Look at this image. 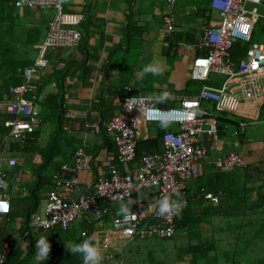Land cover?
Segmentation results:
<instances>
[{
  "label": "built area",
  "instance_id": "built-area-1",
  "mask_svg": "<svg viewBox=\"0 0 264 264\" xmlns=\"http://www.w3.org/2000/svg\"><path fill=\"white\" fill-rule=\"evenodd\" d=\"M12 2L18 9L54 10L45 38L36 48L37 56L33 66L23 70L22 84L11 87L9 97L6 96L1 103L11 116L2 124L8 130L6 138L25 146L29 139L33 140L31 136L35 132V126L40 123L35 78L47 68L46 52L56 48L76 49L81 43L82 35L72 26L82 22L83 17L69 18L64 9V0ZM173 7L174 0H171L170 13L162 19L165 37L175 31V20L171 14ZM209 7L216 13L219 21L202 27L196 47L205 51V54L193 60L191 78L208 82L212 75L224 76L221 85L214 87L205 84L196 99L182 100L173 107H161L144 96L129 97L123 101L121 112L103 125L85 124L84 129H90L94 134L103 133L111 138L116 150V165H110L107 174L99 177L89 191L83 192L79 177L91 168L94 158L83 149L75 150L72 163L61 164L52 174L51 189L41 194L38 209L29 222L32 234L41 229L65 231L85 216L93 223H100L113 204L131 200L137 205V210L129 217H112L113 235L128 241L172 239L175 236L176 215H157V201L164 196L174 201L179 199L180 211L184 209L188 203L187 184L201 176L203 161L209 154V149L201 142L202 136L207 135L215 143L219 141L217 124L214 120H209L213 115H209L202 103H211L219 113H234L238 109L239 114L247 115L259 110L264 102V43L253 41L255 26L264 22V0H209ZM235 45L242 47L243 55L234 60L231 50ZM29 93L33 94L32 98L26 97ZM145 109L147 111L143 114ZM156 109L170 110L173 113L171 125L176 126V130L166 131L161 136L158 152L146 153L137 158V133L140 124H159ZM76 119V114L67 113L62 130L67 131ZM243 128L244 124L240 123L239 131H243ZM212 165L216 170H230L244 167L246 162L238 153L230 151L216 157ZM16 166V159L0 155V181L7 185H0V202L7 205L6 212L0 211V228L3 218L10 214L11 209V195L8 191L12 184H9L7 172ZM15 182H19V177L12 180V183ZM11 189L18 190L22 195L27 193L24 189ZM150 189L156 191L157 199L156 203L150 204L154 210L149 216L151 221L145 224L144 205L133 196ZM177 192L182 196L178 198ZM206 199L215 205L219 202L212 194H207ZM82 235L86 234L83 232ZM11 250L10 243L2 244L0 264L6 263ZM104 257V261L108 262L111 254L106 252Z\"/></svg>",
  "mask_w": 264,
  "mask_h": 264
},
{
  "label": "crops",
  "instance_id": "crops-1",
  "mask_svg": "<svg viewBox=\"0 0 264 264\" xmlns=\"http://www.w3.org/2000/svg\"><path fill=\"white\" fill-rule=\"evenodd\" d=\"M170 1L64 0V9L69 18L83 17L82 22L72 26L81 32V43L76 49H49L46 52L47 68L42 75H37L35 80L40 87L41 102H45L49 95L62 97L65 114L61 119V130L67 113L77 115L76 121L69 126V129L62 130L63 138L60 141L55 140L64 161L52 163L53 158L51 163L55 165V172L61 164L72 163V155L77 149H83L85 153L92 155L94 161L91 168L79 177L83 192L89 191L99 177L106 175L110 165H116V150L111 138L103 133L94 134L90 129H84L85 124L103 125L111 117L121 112L123 101L133 96L132 94L148 97L153 93L158 95L167 91L168 98L163 104L157 105L173 107L182 100L196 99L204 84L214 87L221 85L222 79L220 78L211 77L208 82H199L190 79L191 75L189 76L193 60L204 53L203 50L196 47L202 27L215 22L210 13L213 11L209 7V2L206 7H201L195 6L191 2L187 5V2L182 0L181 6L178 8L176 7L177 1L174 0L172 13L177 10L180 20L179 22L175 21V31L170 36L165 37L164 34L163 37L162 33L165 29L162 19L168 14ZM197 4L202 5V2ZM16 12V33L13 38L17 41L21 39L19 46L27 50L30 47L22 44L25 42L26 32L28 29L37 30L39 42L33 45L36 50L45 38L54 10L52 8L18 9ZM182 13L183 15L180 16ZM16 46H18V42ZM36 56L37 54L35 57H31L35 59ZM153 64H158L162 68L161 75L142 74L144 66ZM1 103L2 101H0V128L2 129L3 122L10 119L11 116L6 113L5 107ZM202 107L209 112V115H213L212 118L207 119L214 120L218 126L217 117L221 114L232 121L235 120L228 118L226 114L237 115V117H252L253 115L252 112L241 115L238 109L234 113H219L209 102H203ZM47 112L46 117L49 112L52 113L48 110ZM256 118L258 119V117ZM229 129L230 127L220 129L219 136H224L225 131ZM170 130L175 131L176 127L170 125L167 129H161L156 123H141L137 133V142L155 141L158 144L161 134ZM51 133L53 135V132ZM0 137V155L6 151V154L2 156H9L17 161V166L7 172L9 184L11 183L13 188L24 189L27 192V187L32 185L37 167L42 164L45 150L49 146L46 147L47 143L45 145L38 143L37 137L30 145L31 148L23 151H10L8 149H11L10 145L14 144L13 141L8 139V145L5 144V141L3 142L4 147L1 145L3 138L7 137L5 130L0 133ZM201 142L209 149L210 154V157L208 154L206 160L203 161L201 175L207 170L205 166L212 165V161L216 157L233 151L226 148L229 141L223 143L219 140L215 143L210 137L204 135ZM254 143L255 141L248 139L246 143L242 144H250L245 155L248 165L258 160L253 151L256 148ZM154 152H156L155 149L144 150L142 155ZM26 164H31V167H25ZM16 177H19V182L12 183ZM199 182L195 179L187 184L186 199L190 203V209L194 212V210L205 207L212 209L218 207L219 202L215 205L207 200V194L203 200H200L197 192L203 190L199 189L202 185ZM135 199H139L144 205L146 219L144 223L147 224L151 221L149 216L154 210L150 204L156 203V191L154 189L142 191L135 196ZM121 204L124 203L111 206L107 216L100 223H93L89 217L85 216L74 222L72 226L79 228L80 225H86L87 222L90 224V238L103 255L106 252L111 254L110 261H103V264H117L115 259L119 261L118 264H141L145 261L142 258L146 256L153 259L156 250L149 248V245L135 246L127 256L124 253V242H140L149 239L128 241L121 240L112 234L111 219L120 215L118 209ZM129 206L132 212L137 210L134 201ZM225 221L220 217H212L210 221L200 226L201 236L207 237L202 232L203 228L213 229L215 226L219 227V222L222 226V222L225 223ZM180 231L179 234L184 236L183 240L189 244L187 233ZM106 235L109 237H105ZM182 258V256L178 257L180 261L191 263L188 255Z\"/></svg>",
  "mask_w": 264,
  "mask_h": 264
},
{
  "label": "trees",
  "instance_id": "trees-1",
  "mask_svg": "<svg viewBox=\"0 0 264 264\" xmlns=\"http://www.w3.org/2000/svg\"><path fill=\"white\" fill-rule=\"evenodd\" d=\"M18 8L15 7L11 0H0V101H3L9 97L8 92L11 87L21 85L23 82V70L27 67H31L34 64V58L28 53L21 52L17 49L21 39L15 40L14 35L16 33V14ZM25 42L22 43L25 46L30 47L26 50L32 52L36 50L34 44L39 42V34L35 29H28L25 36ZM18 42V46L17 45ZM205 54V51L204 53ZM233 59L240 58L243 55V49L240 45H235L231 50ZM36 82V80H35ZM37 92L35 93L36 102L39 106V120L47 121V118L52 116L56 117L59 126L61 125L63 112V101L60 95L51 96L46 98L45 102L40 100V87L37 82ZM27 98H32L33 94L26 95ZM49 112L46 117V112ZM43 111V112H42ZM45 113V114H44ZM48 113V112H47ZM50 115V116H49ZM221 114L217 117L219 123L218 134L221 133L220 129H226L232 126H236L239 131L240 123L236 121L228 120ZM264 117V102L261 104L258 110V121H263ZM8 133V130L2 127ZM61 130V126H60ZM236 130V131H237ZM236 131L232 134L240 138L242 144L248 141L245 137L244 130ZM165 133V132H164ZM162 133L161 136L164 134ZM158 144L155 141H139L136 145V155L140 158L142 151L155 149L156 152L160 150V138ZM33 140H28L25 146L21 143H14L10 145V151L17 150L23 151L31 148L30 145L38 137L37 130L32 134ZM1 141V145L4 147V140ZM54 142L45 150V157L42 164L37 167V173L34 174L32 185L27 187L26 197H11L10 214L7 215L4 220H18L19 233L21 241L18 245H11L12 250L8 255L5 264H37L34 259L36 240L40 237H47L51 245L50 256L48 261H44L43 264H83V259L79 254L72 255L66 248L67 245L72 243H78L84 239L90 238V224L80 225L79 228L70 226L67 230L53 229L44 230L41 229L37 233L32 234L29 229V222L32 214L36 212L41 201V194L52 187V178L46 176L44 172L48 166L52 163L53 158L61 154L60 148L57 143ZM264 142V141H263ZM264 149V144L263 148ZM154 152V153H156ZM264 152V151H263ZM264 161L258 160L251 165L244 167H237L230 170H216L213 165L208 164L205 166L207 169L203 175L197 180L199 184H202L197 192L200 200L204 199L205 194H212L219 199V206L212 209L205 207L202 209L194 210L190 209V203L176 215L175 224L177 230H182L187 233L189 241L195 244L187 246L186 253L191 259L190 264H199L204 259L207 264H217L216 241L209 240L207 237L201 236V225L210 221L212 217H220L226 220L222 222V227L219 230H227L231 233V229L234 228L235 222H240L236 227L238 230H244V234L238 233L236 241L243 238L245 240V248H260L261 242H264V169L262 167ZM57 168L56 170H58ZM257 174L260 178L259 185L255 187L248 186V178L252 174ZM189 202V201H188ZM243 222V223H242ZM0 228V232L2 231ZM86 235L83 236L82 233ZM209 240V241H208ZM235 241V244H236ZM4 242H8L6 238L0 236V247ZM9 243V242H8ZM264 245V244H263ZM257 246V247H256ZM235 247V246H233ZM215 253V254H214ZM211 254H214L213 259L209 258ZM238 252L233 254L234 261L239 256ZM242 256V254L240 253ZM236 264V263H235ZM249 264H264V254L259 258L253 257V260Z\"/></svg>",
  "mask_w": 264,
  "mask_h": 264
},
{
  "label": "rangeland",
  "instance_id": "rangeland-1",
  "mask_svg": "<svg viewBox=\"0 0 264 264\" xmlns=\"http://www.w3.org/2000/svg\"><path fill=\"white\" fill-rule=\"evenodd\" d=\"M176 1H177L176 7L179 8V6H181L182 0H176ZM185 1L187 2L186 3L187 5L191 2L195 6L198 5L201 7H206L209 2V0H185ZM196 1L197 3L202 2V5L197 4ZM167 12L170 13V8L168 9ZM210 13L212 14L213 21L215 20V22L212 23L211 25L216 24V22L219 21L216 13L214 12H210ZM171 14L174 17L175 21L179 22L180 18H179V13L177 12V10H175V12ZM182 15L183 13L180 14V16ZM164 34H165V31L164 33H162L163 37H164ZM253 41L264 43V22H260L259 24L255 26V29L253 32ZM17 49L21 50L22 52H25L26 55L29 53L32 57H35V54H37V49H36V53L35 51H32L30 53L26 51L25 48H21L20 46H18ZM190 75H191V69L189 71V76ZM211 77L220 78L222 79V82L225 79L224 76H219V75H212ZM232 91L235 92V89H233ZM132 95L133 96L131 97H135V94H132ZM252 114H253L252 117H249V116L237 117V115L233 116L229 114H226V116L230 119L235 120L237 123L244 124L243 130H244L245 137L252 141H255L254 147L256 148L253 149V151L256 153L255 157L259 158L260 161H264V152H263L264 149H262L263 144H264L263 142L264 141V117L261 118L263 121H258V119L256 118L258 117L257 116L258 113L257 112L255 113V110H254ZM0 130L1 132L4 131V129H1V128ZM35 130L38 131L37 142L40 143L41 145L43 144L45 145L47 143L46 147L52 145L55 137L57 138V141H60L64 136L63 131L60 130L58 120L54 116H52L51 118L48 117L47 121L40 122L38 125L35 126ZM236 130H237L236 126L230 127L228 131H225L224 136H219V140L223 141V143H226L227 141H229L227 145L229 148L226 147L227 150H233L234 152L238 153L239 156L246 162V158H245L246 150H247V147L250 146V144L242 145L240 138L232 135L233 132H235ZM51 132H53V135H51L52 134ZM8 141L9 140L6 138L5 140L6 145L9 144ZM1 154L5 155L6 151H4ZM7 156H8V153H7ZM209 157H210V154H209ZM63 161L64 160L62 156L57 155L54 158L52 163H62ZM54 166L55 165L53 164L48 166L44 174L48 177L52 176L54 169H55ZM25 167L30 168L31 164H26ZM262 168L264 169V167ZM259 180L260 178L259 176H257L256 173L252 174L250 178H248V182H249L248 186L256 188L260 183ZM10 186L12 188V185ZM11 188L8 191L11 197H17V196L26 197L27 196V193L22 195L21 193L18 192V190H14ZM133 197L135 198V196ZM113 205L115 206V204ZM42 206H43V203H41V207ZM17 221L18 220L7 221L3 219L2 224H1V227L3 230L0 232V236L3 238H6L7 241L11 245H14V246L18 245V243L21 241L20 233L18 229L19 223ZM239 223L240 222H235L233 226L234 228L231 229L230 235L227 232V230H219V228L222 227L221 222H219V227L215 226V228L213 229H206V228L202 229L203 234H205L207 238H209V240L213 239L217 243V251H216L217 258H215L216 261L218 260L217 264H235V263L236 264H249L250 261L253 260V257L259 258V256L261 257L264 254V245H263L264 242L260 243L261 244L260 248H255V247L245 248V240L243 238L241 239L240 237V239L236 241L235 237L237 236L238 233L244 234V230H238L236 228L239 225ZM179 233H181V231L176 229L175 236L171 240L149 239V240L140 241V242L139 241L124 242L123 246H124L125 256H127L129 252L134 249L135 246L149 245L148 246L149 248L156 250V254L154 255L153 259L149 258L148 256L142 258L145 261H143L141 264H165V263L166 264H188L185 261H182V260L180 261V259H178V257L182 256L184 258L187 256L186 249H187V246L189 245L187 244V241L183 240L184 236L180 235ZM235 241H236V244H235ZM190 244H195V243H192L190 241ZM235 252H238L237 255L239 256L238 258H236V261H234V257H233V254ZM240 253L242 254V256L240 255ZM214 254H211L209 258L213 259ZM115 260L118 264L119 261L117 259ZM110 264H115V263H110ZM199 264H207V263H206V260L204 259L202 262H199Z\"/></svg>",
  "mask_w": 264,
  "mask_h": 264
},
{
  "label": "clouds",
  "instance_id": "clouds-1",
  "mask_svg": "<svg viewBox=\"0 0 264 264\" xmlns=\"http://www.w3.org/2000/svg\"><path fill=\"white\" fill-rule=\"evenodd\" d=\"M162 71V68L158 64L146 65L142 69V74L151 73L153 75H161ZM168 96L169 93L167 91H164L158 95L155 93L150 94L146 99L156 104H163ZM146 111V109L143 110V114H145ZM155 113L159 120V127L161 129H167L168 127H170L172 121L174 120V115L170 110L165 111L156 109ZM0 185L7 187L6 182L0 181ZM176 196L179 198L182 196V194L177 192ZM131 203L132 201L129 200L128 202L121 204L118 209V213L125 217L132 216L133 212L131 211L129 206ZM2 205L6 204L0 202V211L6 212L7 207L5 208ZM179 212V199L174 201L170 197L164 196L157 201V215L172 216L178 215ZM66 248L72 255L79 254L83 259V264H103V261L105 259L103 253L91 238L84 239L78 243H72L70 245H67ZM35 249L34 259L37 264H43L44 261H48L51 251V245L47 237H40L39 239H37Z\"/></svg>",
  "mask_w": 264,
  "mask_h": 264
},
{
  "label": "snow or ice",
  "instance_id": "snow-or-ice-1",
  "mask_svg": "<svg viewBox=\"0 0 264 264\" xmlns=\"http://www.w3.org/2000/svg\"><path fill=\"white\" fill-rule=\"evenodd\" d=\"M2 206L5 207V208L7 207V205H2Z\"/></svg>",
  "mask_w": 264,
  "mask_h": 264
}]
</instances>
